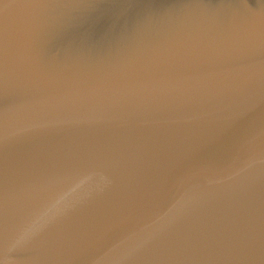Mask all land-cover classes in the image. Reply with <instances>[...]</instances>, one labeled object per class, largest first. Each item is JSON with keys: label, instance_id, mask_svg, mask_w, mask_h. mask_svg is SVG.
Listing matches in <instances>:
<instances>
[{"label": "water", "instance_id": "water-1", "mask_svg": "<svg viewBox=\"0 0 264 264\" xmlns=\"http://www.w3.org/2000/svg\"><path fill=\"white\" fill-rule=\"evenodd\" d=\"M0 264H264V0H0Z\"/></svg>", "mask_w": 264, "mask_h": 264}, {"label": "clouds", "instance_id": "clouds-1", "mask_svg": "<svg viewBox=\"0 0 264 264\" xmlns=\"http://www.w3.org/2000/svg\"><path fill=\"white\" fill-rule=\"evenodd\" d=\"M67 194H62L55 198L53 201L42 207L35 214L30 228L41 227L48 219L55 216L59 211H61V204L65 199Z\"/></svg>", "mask_w": 264, "mask_h": 264}]
</instances>
